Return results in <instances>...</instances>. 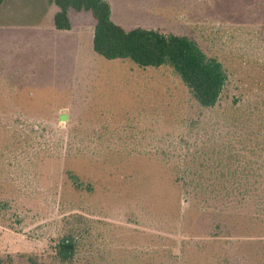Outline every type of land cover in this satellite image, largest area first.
I'll use <instances>...</instances> for the list:
<instances>
[{
    "label": "rangeland",
    "instance_id": "374dc122",
    "mask_svg": "<svg viewBox=\"0 0 264 264\" xmlns=\"http://www.w3.org/2000/svg\"><path fill=\"white\" fill-rule=\"evenodd\" d=\"M106 1L122 28L187 36L217 58L227 74L221 105L264 94V0ZM56 12L49 0L0 4V264H55L49 255L71 214L104 222L97 252L147 254L133 264H264V224L251 210L186 190L145 154L202 114L180 79L96 55L91 14L69 11L71 28L57 30ZM218 24L248 36L223 45ZM102 127L128 142L119 153L118 141L102 159L65 152L73 133Z\"/></svg>",
    "mask_w": 264,
    "mask_h": 264
},
{
    "label": "trees",
    "instance_id": "16d2710c",
    "mask_svg": "<svg viewBox=\"0 0 264 264\" xmlns=\"http://www.w3.org/2000/svg\"><path fill=\"white\" fill-rule=\"evenodd\" d=\"M4 1L0 0V4ZM49 3L57 7L54 15L57 30L71 28L69 11L91 14L92 50L96 55L106 60H127L140 69L166 67L180 79L203 110L202 114L184 125L180 134L159 139L145 154L149 157L153 154L169 168L175 182L186 190L224 206L247 208L264 224V94L221 105L226 71L217 58L208 56L194 40L142 27L126 30L111 19V6L106 0H49ZM219 25L212 32L214 39L223 45L235 34V41L239 36H248L242 27ZM256 48L259 51L256 58L264 63V46ZM60 120L65 118L60 116ZM88 131L91 133L86 136L73 133L66 141L65 152L70 157L102 159L111 143L118 141L112 147L117 152L128 143L119 136L112 142L109 130L103 127ZM68 177L76 190L86 189L77 175L68 172ZM88 219L81 214L65 218L63 232L49 255L55 264H76L86 255L95 261L93 264H133L147 255L132 252L121 260L110 252H97L91 243L97 240L96 244L106 245L103 230L99 231L96 225L104 222Z\"/></svg>",
    "mask_w": 264,
    "mask_h": 264
}]
</instances>
